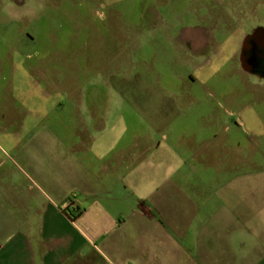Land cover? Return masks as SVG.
<instances>
[{
  "label": "crops",
  "instance_id": "obj_1",
  "mask_svg": "<svg viewBox=\"0 0 264 264\" xmlns=\"http://www.w3.org/2000/svg\"><path fill=\"white\" fill-rule=\"evenodd\" d=\"M23 3L0 0V30L13 25L18 42ZM15 99L25 105V81L7 84L0 114L16 119ZM91 116L97 128L71 146L0 128V264H264V150L229 113L191 116L189 131L185 113L151 117L130 141Z\"/></svg>",
  "mask_w": 264,
  "mask_h": 264
},
{
  "label": "rangeland",
  "instance_id": "obj_2",
  "mask_svg": "<svg viewBox=\"0 0 264 264\" xmlns=\"http://www.w3.org/2000/svg\"><path fill=\"white\" fill-rule=\"evenodd\" d=\"M21 1L23 40L13 25L0 30V98L21 80L26 103L15 99L16 119L3 110L0 128L53 130L71 146L72 134L97 128L93 112L130 141L151 130V117L185 113L182 128L199 130L191 116L216 110L264 150V67L231 55L244 32H264V0Z\"/></svg>",
  "mask_w": 264,
  "mask_h": 264
},
{
  "label": "flooded vegetation",
  "instance_id": "obj_3",
  "mask_svg": "<svg viewBox=\"0 0 264 264\" xmlns=\"http://www.w3.org/2000/svg\"><path fill=\"white\" fill-rule=\"evenodd\" d=\"M264 25V24H263ZM262 25V26H263ZM264 28V26H263ZM196 41L195 46L198 44ZM234 45H238V48L233 51L234 55L240 58L243 65L249 69H254L256 66L253 63H259V71L262 72L264 67V32L262 33H250L244 32L241 39L237 40ZM253 65V66H252ZM258 69V68H257Z\"/></svg>",
  "mask_w": 264,
  "mask_h": 264
},
{
  "label": "trees",
  "instance_id": "obj_4",
  "mask_svg": "<svg viewBox=\"0 0 264 264\" xmlns=\"http://www.w3.org/2000/svg\"><path fill=\"white\" fill-rule=\"evenodd\" d=\"M68 213L73 219H76L78 215L81 213V210L79 208H68L67 209Z\"/></svg>",
  "mask_w": 264,
  "mask_h": 264
}]
</instances>
